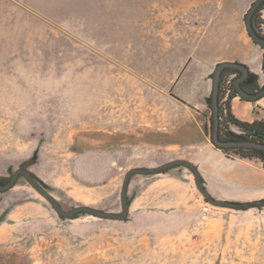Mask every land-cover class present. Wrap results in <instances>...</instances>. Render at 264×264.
<instances>
[{
	"label": "rangeland",
	"instance_id": "1",
	"mask_svg": "<svg viewBox=\"0 0 264 264\" xmlns=\"http://www.w3.org/2000/svg\"><path fill=\"white\" fill-rule=\"evenodd\" d=\"M254 1L0 0V181L25 169L64 211L118 214L128 171L184 160L213 199L264 200V164L215 149L209 104L186 97L239 51ZM127 199L122 222L62 219L18 178L0 264H264V208L207 204L183 167L132 176Z\"/></svg>",
	"mask_w": 264,
	"mask_h": 264
},
{
	"label": "water",
	"instance_id": "2",
	"mask_svg": "<svg viewBox=\"0 0 264 264\" xmlns=\"http://www.w3.org/2000/svg\"><path fill=\"white\" fill-rule=\"evenodd\" d=\"M264 3V0H255L247 10L244 17V26L246 33L252 43L258 46L264 53V38L260 37L258 33L254 30L252 26V18L259 7ZM224 70L238 71L239 76L232 81V87L236 95L247 102H255L264 97V87L255 93H247L243 88L242 84L248 78L249 72L244 65L233 62H222L216 65L211 75V94H210V109L212 112L211 116V135L210 141L213 147L216 149H236V148H246V149H257L264 150V144L255 141H223L219 138V85L221 82V75ZM183 167L187 169L194 180L195 187L200 195L203 197L205 202L216 208H223L228 210H247L250 208H264V200H257L245 203H230L223 200L213 199L201 181L200 174L197 168L190 162L184 160H175L154 168H136L128 171L123 179V183L120 190V212L118 214L103 212L87 206L74 207L68 211L61 209L59 204L55 199L33 178V175L25 169H17L8 178L5 184H0V192H6L10 190L16 183L17 179L22 177L28 185L33 188L36 193H38L55 211V213L62 219H73L75 216L83 214L88 215L92 218L101 220H110L116 222L125 221L129 211V204L127 199V188L129 184V179L134 175H156L163 173L164 171L174 168Z\"/></svg>",
	"mask_w": 264,
	"mask_h": 264
},
{
	"label": "crops",
	"instance_id": "3",
	"mask_svg": "<svg viewBox=\"0 0 264 264\" xmlns=\"http://www.w3.org/2000/svg\"><path fill=\"white\" fill-rule=\"evenodd\" d=\"M260 12L262 14V20H263V22L260 24V30H262L261 35H263L264 37V7L260 10ZM258 34L260 33L258 32ZM238 46H239L238 48L239 51H237L233 57L223 59L219 63H222V62L239 63L241 65H244L247 68L249 74L255 75L256 78L260 79L263 74V60H264L263 51L258 46L254 45L248 36L247 37L242 36L239 40ZM203 68H204L203 69L204 71L203 72V86L199 90L198 101L197 99L195 100V96L194 97L186 96L188 97V100L190 98L194 100L193 102H190L192 107L194 108L199 105L205 106L207 104V99L209 98L211 94V77L210 76L212 74L206 71V66ZM256 84H257V81H256ZM263 87H264V81L261 85H259V89H262ZM176 100L177 102L180 101L177 98ZM180 103L184 104V102L182 101H180ZM227 105H228L229 113L236 120L242 123H247V124H253V123H263L264 124V97L255 102H247V101L240 99L235 94L234 96L230 98L229 104ZM201 181H202V178H201Z\"/></svg>",
	"mask_w": 264,
	"mask_h": 264
},
{
	"label": "trees",
	"instance_id": "4",
	"mask_svg": "<svg viewBox=\"0 0 264 264\" xmlns=\"http://www.w3.org/2000/svg\"><path fill=\"white\" fill-rule=\"evenodd\" d=\"M264 7V3L259 7L257 10L260 11ZM252 26L254 28V16L252 18ZM260 37L264 38L260 34H258ZM264 56V53H263ZM263 70H264V60H263ZM226 73L232 74L231 78V88L233 94H236L233 87H232V81L239 76L238 71H233V70H224L221 75V79L224 77ZM250 80H252L253 84L251 87V91L255 92L258 91L259 88L256 85L257 78L255 75L249 74ZM233 95L230 96V98ZM220 100L221 98L218 97V103H219V132L224 131L228 133V137L231 140L228 141H255L258 143H264V124L263 123H253V124H247V123H242L238 120H236L230 113L228 106L226 105L225 108V119L223 122L222 118V113L223 109L220 105ZM207 103H210V97L207 99ZM230 126L229 129L224 126ZM222 151H234V152H248L251 153L249 156H244L240 155L241 159H250V158H255L260 160L264 164V151L263 150H257V149H246V148H236V149H219ZM239 154V153H237ZM33 178L41 185V183L33 176ZM42 186V185H41Z\"/></svg>",
	"mask_w": 264,
	"mask_h": 264
},
{
	"label": "flooded vegetation",
	"instance_id": "5",
	"mask_svg": "<svg viewBox=\"0 0 264 264\" xmlns=\"http://www.w3.org/2000/svg\"><path fill=\"white\" fill-rule=\"evenodd\" d=\"M240 75V74H239ZM252 80H250L249 76L248 78L244 81V83L241 85L242 88L247 92V93H255V92H252L251 91V87H252ZM260 90V89H259ZM219 138L223 141H228V140H231L229 137H228V133L227 132H224V131H221L219 132ZM264 144V143H263ZM264 151V150H263ZM7 181L5 182H2L0 181V184H5Z\"/></svg>",
	"mask_w": 264,
	"mask_h": 264
},
{
	"label": "built area",
	"instance_id": "6",
	"mask_svg": "<svg viewBox=\"0 0 264 264\" xmlns=\"http://www.w3.org/2000/svg\"><path fill=\"white\" fill-rule=\"evenodd\" d=\"M230 87H231V78H229L227 81H225V85L224 87L222 88V94L225 95V99L224 100H227L228 97H229V94H230Z\"/></svg>",
	"mask_w": 264,
	"mask_h": 264
}]
</instances>
